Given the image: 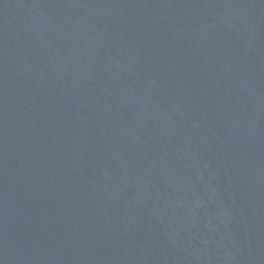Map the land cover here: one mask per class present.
<instances>
[{
    "label": "water",
    "instance_id": "95a60500",
    "mask_svg": "<svg viewBox=\"0 0 264 264\" xmlns=\"http://www.w3.org/2000/svg\"><path fill=\"white\" fill-rule=\"evenodd\" d=\"M0 264H264V0H0Z\"/></svg>",
    "mask_w": 264,
    "mask_h": 264
}]
</instances>
